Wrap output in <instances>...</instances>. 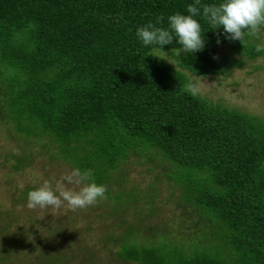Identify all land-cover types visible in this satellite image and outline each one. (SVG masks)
Masks as SVG:
<instances>
[{
    "label": "trees",
    "instance_id": "1",
    "mask_svg": "<svg viewBox=\"0 0 264 264\" xmlns=\"http://www.w3.org/2000/svg\"><path fill=\"white\" fill-rule=\"evenodd\" d=\"M187 3L0 0V128L19 149L3 160L16 173L33 164L50 173L90 168L105 196L87 213L106 208L98 221L118 217L116 230L98 238L103 249L81 244L69 216L42 249L38 240L16 244L11 219L4 221L0 264L21 249L39 264H62L68 247L88 253L79 264H264V118L185 90L189 76L224 77L263 58L264 28L240 44L200 21L203 48L181 56L171 51L174 41L161 47L165 54L141 45L136 27ZM132 163L156 171L152 183L128 185ZM159 176L176 191L167 198L175 221L149 225L159 214ZM39 185L23 186L13 202ZM0 217L12 214L0 210Z\"/></svg>",
    "mask_w": 264,
    "mask_h": 264
},
{
    "label": "rangeland",
    "instance_id": "2",
    "mask_svg": "<svg viewBox=\"0 0 264 264\" xmlns=\"http://www.w3.org/2000/svg\"><path fill=\"white\" fill-rule=\"evenodd\" d=\"M261 36H264V32L261 33ZM219 52L228 55L225 47H220ZM163 58L167 62H171V59L167 54L163 55ZM189 79L195 81L199 89L198 94L201 96L212 101H220L227 106H233L244 112L264 118V57L258 58L255 61H249L243 67L231 70L224 77L189 76ZM16 152H19L16 140L10 137L5 129L0 128V210H7L12 214V217L9 219L0 217V224L11 219L12 222L9 224L8 230L10 229L9 232L15 231V233H17L16 235L13 234L16 239L15 243L23 246L24 243L21 242L23 241V238L26 240H33V242L38 240L39 242L36 243L40 245L41 247L39 248L42 249V245H47L50 241L54 242V240L50 239L51 229L60 226L62 227L65 222L64 217L69 216L74 223L72 228H79L80 236L77 238L82 240L80 241L82 242L81 244H86L95 249H103V244H99L100 242L98 241V238L101 237L100 235L106 229L110 228L111 231H115L116 229L113 223H115L118 218L117 216L111 215L105 218L102 222L98 221L100 220L98 218L100 217L99 215H102V213H104L103 211L107 210L106 208L99 209L95 207L93 208V211L87 213V206L76 209L67 206L59 209H28L24 206L25 202H13V198L23 186L33 184L39 185L42 180H48V178L49 181L51 178L52 183L50 182V184L54 186L55 181L68 172L66 166L62 167L61 171L50 173L49 171H46L47 169L45 171L40 170L38 165L33 164L30 166L32 168L24 167L20 172L16 173L11 168V160L9 159L5 161V157L4 160L2 158L3 155L10 153L16 154ZM129 168L128 185H132V182H135L139 188H145L147 184L152 183V174L154 177L156 171L153 173L151 171L146 172L145 165H136L134 163H132ZM45 172H47V174H45ZM170 184L169 181H166L163 177L159 176L156 184L159 195L156 200V205L159 207V214L154 218L150 217L147 221L149 222V225L155 224L157 219L160 218L161 220H166L174 217V205L167 200V198L171 192L174 195L176 191L173 190V187L168 186ZM172 220L175 221V218ZM142 233L148 234L147 232ZM78 242L79 241L76 239L74 243L77 244ZM104 244L105 247L112 250V252H115L119 247L113 240H106ZM69 249L70 248L68 247L67 250H62L70 255L67 261L62 262V264H79L78 262L85 261L84 257L86 258L88 254L87 252L72 248L71 251L73 252L71 255V251H68ZM96 257L99 259L100 255ZM36 258L35 254L29 252L25 253V250L21 249L19 255H15L13 261L9 264H39L38 259ZM98 259L96 261H98ZM112 263H114V261H112Z\"/></svg>",
    "mask_w": 264,
    "mask_h": 264
},
{
    "label": "clouds",
    "instance_id": "3",
    "mask_svg": "<svg viewBox=\"0 0 264 264\" xmlns=\"http://www.w3.org/2000/svg\"><path fill=\"white\" fill-rule=\"evenodd\" d=\"M165 19L166 26H159ZM200 21L209 25L211 30L221 29L225 38L239 41L245 37H255L264 28V0H216L213 3H201L191 0L184 6L183 12H173L157 17L155 23L148 22L136 27L134 35L142 46L161 51V47L173 41L177 47L171 51L177 56L194 53L204 46ZM264 45H257L261 50ZM165 54V53H164ZM185 90L196 95L199 91L194 80L185 83ZM105 186L95 182L93 170L71 167L51 185L42 180L38 187L25 193V207L28 209H45L67 206L72 209L84 208L103 199Z\"/></svg>",
    "mask_w": 264,
    "mask_h": 264
}]
</instances>
